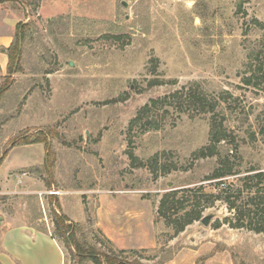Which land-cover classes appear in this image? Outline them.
<instances>
[{
  "label": "rangeland",
  "instance_id": "374dc122",
  "mask_svg": "<svg viewBox=\"0 0 264 264\" xmlns=\"http://www.w3.org/2000/svg\"><path fill=\"white\" fill-rule=\"evenodd\" d=\"M12 1L28 28L20 70L0 75V88L8 83L0 155L19 136L45 142L14 145L0 164V264L3 233L16 225L53 235L64 264H94L56 231L53 209L77 223L76 239L105 264L102 254L118 249L94 222L110 201L140 211L149 229L150 246L119 253L123 260L264 264V235L231 228L222 200L201 199V218L179 232L156 214L165 192L216 193L217 181L240 186L264 172V0ZM190 92L214 111L197 112ZM213 126L226 139L216 155L195 158ZM225 160L238 173L208 180ZM197 194L186 191V203Z\"/></svg>",
  "mask_w": 264,
  "mask_h": 264
},
{
  "label": "trees",
  "instance_id": "16d2710c",
  "mask_svg": "<svg viewBox=\"0 0 264 264\" xmlns=\"http://www.w3.org/2000/svg\"><path fill=\"white\" fill-rule=\"evenodd\" d=\"M4 0H0L2 2ZM28 28V23L19 21L15 25V34L13 41L6 49L8 62H7V75L20 70V58H21V41L24 39L26 31ZM8 83L5 82L0 88V95L3 91L7 89ZM178 94V92H176ZM174 93L173 95H175ZM176 94V95H177ZM188 99L193 100L196 104L197 112H202L203 114L208 112H213L215 105L206 99L203 95H198L195 92L188 93ZM166 97H164L165 99ZM152 100L151 103H155ZM147 108V106H145ZM221 124V123H220ZM227 134L223 129H219L216 126L212 128L210 133V144L201 147L199 150L194 152L195 158H204L207 156H213L217 154V145L224 139H226ZM43 134L40 137H35L29 139L26 136H19L13 138L10 141V146L3 150L0 155V164L3 158L7 155L8 151L17 144H33L45 142ZM46 146V153H49V148ZM48 158V157H47ZM253 171L254 169H250ZM249 170V171H250ZM235 166L230 164L227 160L223 161L213 172L208 175V180L221 179L223 177L231 176L237 174ZM264 180V172L257 171L252 174L244 175L239 181L240 186H236L234 183L225 185L223 181H217L216 185H221L216 193H204L201 192L202 186L195 188H178L165 192L160 198L156 214L163 218L166 224H170L173 221L176 222V232L182 231L183 228L191 224L192 222L199 220L201 218V210L199 209L201 199L204 201H214L222 200L229 211L233 213V219L231 221L225 220L231 228H246L252 230L256 233H262L264 235V188L262 186V181ZM192 192L196 193L195 201L191 203H186L189 198L184 195V193ZM183 193L181 198L177 195ZM59 208L60 205L57 202ZM189 206V209H186ZM182 212V213H179ZM180 214V215H179ZM52 220L56 231L60 236L63 237L66 244L74 247L75 256L79 260L88 258L94 264H103L101 257L93 246L84 248V246L76 239L77 223L70 220L67 215L61 213L60 211L53 209ZM216 227L220 226V223L215 224ZM53 236V235H52ZM54 238V236H53ZM108 240V239H107ZM109 241V240H108ZM135 251V250H132ZM126 250H118L117 253L113 254H102L105 264H144L138 260H123L120 258L119 253H124ZM150 264V263H145Z\"/></svg>",
  "mask_w": 264,
  "mask_h": 264
},
{
  "label": "crops",
  "instance_id": "0c3cea01",
  "mask_svg": "<svg viewBox=\"0 0 264 264\" xmlns=\"http://www.w3.org/2000/svg\"><path fill=\"white\" fill-rule=\"evenodd\" d=\"M12 2V0L0 2V8H3L0 20L6 27L0 30V75L7 73L6 49L13 41L15 25L24 20L23 8L20 5H17L19 8L15 7ZM44 2L45 0L42 4ZM109 203L111 208L105 213L103 209L97 211L99 217L97 214L94 225L112 245L118 250H137L150 246L149 229L144 230L140 211L132 209L128 211L127 208L126 211L114 210L116 202ZM149 226L148 218L147 227ZM2 245L5 251L2 258L4 264H64L63 251L55 238L50 233L31 225H16L5 229Z\"/></svg>",
  "mask_w": 264,
  "mask_h": 264
},
{
  "label": "water",
  "instance_id": "95a60500",
  "mask_svg": "<svg viewBox=\"0 0 264 264\" xmlns=\"http://www.w3.org/2000/svg\"><path fill=\"white\" fill-rule=\"evenodd\" d=\"M72 64V62H70V65ZM211 216L210 215H207L205 217H203L201 219V222L204 224V225H207L209 223V220H210Z\"/></svg>",
  "mask_w": 264,
  "mask_h": 264
}]
</instances>
